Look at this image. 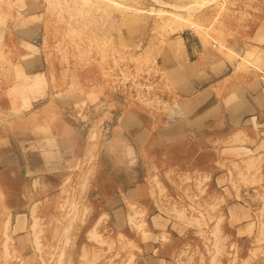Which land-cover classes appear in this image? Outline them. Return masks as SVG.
Wrapping results in <instances>:
<instances>
[{
    "label": "rangeland",
    "instance_id": "obj_1",
    "mask_svg": "<svg viewBox=\"0 0 264 264\" xmlns=\"http://www.w3.org/2000/svg\"><path fill=\"white\" fill-rule=\"evenodd\" d=\"M30 4L56 112L8 111L44 84L13 52ZM198 60L264 96V0H0V264H264V147L194 126Z\"/></svg>",
    "mask_w": 264,
    "mask_h": 264
},
{
    "label": "crops",
    "instance_id": "obj_2",
    "mask_svg": "<svg viewBox=\"0 0 264 264\" xmlns=\"http://www.w3.org/2000/svg\"><path fill=\"white\" fill-rule=\"evenodd\" d=\"M27 6V5H25ZM20 14L22 26L16 27L15 32L20 31V37L16 43H12L14 46L13 52L15 55H20V62L26 70L24 72L23 81H32L34 78L40 76L44 80V84L38 90L32 91V96L27 103L20 99L13 100L8 109L10 112H17L19 114L26 113V108L34 107V103L40 99L45 98L44 96H58L63 98V102L59 101L58 104L55 102V106H49L51 111H57L58 105L65 103V95L68 90V82H62L61 75L59 72L53 74L52 72L43 70L42 65L49 62L50 57L44 53V43H39L38 39L41 37L40 33L44 30V23L41 21V5L30 4L29 7H23ZM216 65L208 69V66L202 65V60L194 62V71L190 79L195 83L203 82L204 85L199 89L195 88L194 93L191 95L189 100L191 101V110L194 113L193 124L198 127H209V128H230L232 132L229 135L233 141L239 143V139L248 138L250 144L256 143V145L264 147V138L258 140V136L264 135V96H258V93L254 92L256 96L249 98L242 90L240 91L237 81L233 77L224 79L226 70L230 71L232 64L229 61L215 62ZM33 65H40V69L29 70ZM27 70L30 72L28 73ZM228 80V81H227ZM60 83V84H59ZM67 83V84H66ZM197 83V82H196ZM228 84V86H226ZM62 85V87H60ZM64 85V86H63ZM238 88V89H237ZM31 94H28L30 98ZM25 96V95H24ZM59 100V99H58ZM184 100V99H183ZM13 103V104H12ZM48 108L47 104H45ZM49 105V104H48ZM57 106V108H56ZM35 110V113L40 111ZM40 121V120H39ZM57 122V120H56ZM62 124V121H60ZM39 125H44L54 128L55 124H50V120L46 122H39ZM67 127V125H64ZM148 127L146 133L147 137H151V130ZM150 133V135H149ZM229 139V138H228ZM181 140V139H180ZM179 140V141H180ZM183 140V139H182ZM151 194L149 189H146V194ZM155 217L153 220L156 222H163V218ZM169 222V221H168ZM160 255L157 256L154 252L153 255H149L147 258L144 257L147 253L137 252L139 257V264H170L169 253H162V249H159ZM142 252H145L144 250ZM171 257V256H170Z\"/></svg>",
    "mask_w": 264,
    "mask_h": 264
}]
</instances>
